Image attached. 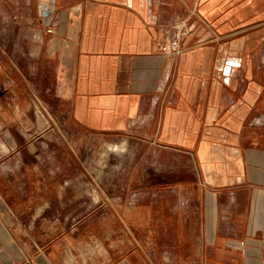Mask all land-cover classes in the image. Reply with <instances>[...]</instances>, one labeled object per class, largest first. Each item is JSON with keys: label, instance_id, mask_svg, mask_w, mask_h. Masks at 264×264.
I'll return each mask as SVG.
<instances>
[{"label": "crops", "instance_id": "crops-1", "mask_svg": "<svg viewBox=\"0 0 264 264\" xmlns=\"http://www.w3.org/2000/svg\"><path fill=\"white\" fill-rule=\"evenodd\" d=\"M9 1L32 42L0 98L145 149L146 187L101 204L98 264H264V0ZM2 128L0 264H88L43 216L56 174L23 187Z\"/></svg>", "mask_w": 264, "mask_h": 264}, {"label": "rangeland", "instance_id": "rangeland-1", "mask_svg": "<svg viewBox=\"0 0 264 264\" xmlns=\"http://www.w3.org/2000/svg\"><path fill=\"white\" fill-rule=\"evenodd\" d=\"M28 8L31 7L0 0L1 94L8 92V77H12L13 88L18 85L22 66L29 71L24 57L25 53L29 54L32 42L27 30L30 27ZM41 102L10 96L0 98V135L5 126L6 152L10 148L9 154L15 155L20 150L24 157L25 164H13L15 169L19 170L20 166L24 172L23 187L33 191L34 185L39 184L37 179L29 177L35 170L43 171L44 175L56 174L53 180H43L44 185L52 182L55 188L53 202L56 207L55 211H45L43 216L58 221L60 233L68 231L74 236L79 262L81 251H89L88 264H98L99 220L105 215L101 204L114 199L128 201L132 191L146 187V165L141 164L145 149L134 147L133 141L125 147H114L115 143L109 141L112 138L120 142L127 137L69 131L66 120L56 114L50 101Z\"/></svg>", "mask_w": 264, "mask_h": 264}, {"label": "built area", "instance_id": "built-area-1", "mask_svg": "<svg viewBox=\"0 0 264 264\" xmlns=\"http://www.w3.org/2000/svg\"><path fill=\"white\" fill-rule=\"evenodd\" d=\"M162 49L165 52H169V53L177 52L179 49V40L177 39L175 41H172L170 44L163 46Z\"/></svg>", "mask_w": 264, "mask_h": 264}, {"label": "bare ground", "instance_id": "bare-ground-1", "mask_svg": "<svg viewBox=\"0 0 264 264\" xmlns=\"http://www.w3.org/2000/svg\"><path fill=\"white\" fill-rule=\"evenodd\" d=\"M177 33V32H176ZM126 144V143H125ZM124 146V145H123Z\"/></svg>", "mask_w": 264, "mask_h": 264}]
</instances>
